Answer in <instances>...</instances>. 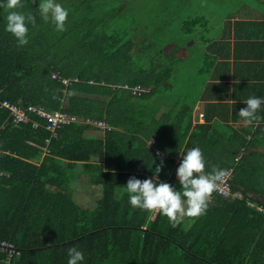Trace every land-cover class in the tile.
Segmentation results:
<instances>
[{"label":"trees","instance_id":"trees-1","mask_svg":"<svg viewBox=\"0 0 264 264\" xmlns=\"http://www.w3.org/2000/svg\"><path fill=\"white\" fill-rule=\"evenodd\" d=\"M39 2L21 0L16 9L36 18L24 46L5 30L9 10L0 7V97L76 120L53 136L44 118L28 113V122L15 125L0 108V240L18 252L10 264H67L71 247L83 253L81 264H264V213L249 204L264 207L251 195L264 196V172L246 167L252 155L202 151L207 171L232 168L231 191L241 197L214 192L206 214L194 222L186 218L173 228L163 214L129 204L125 186L133 176L182 191L174 156L180 154L181 162L197 131L184 145L181 117L190 115L182 107L169 122L173 104L158 112L152 99L165 93L168 80L183 81V59L170 56L167 41L151 32L132 37L128 28L138 23L133 17L125 30H104L110 18L129 13L124 7L130 0H56L69 9L64 32L41 18ZM191 23L186 17L173 40L188 38ZM53 72L71 78L70 84L52 78ZM135 86L144 90L133 94ZM64 99L69 107L62 106ZM86 119L111 128L90 136L88 130L99 128ZM77 164L101 190L92 208L72 198L69 171ZM0 264H6L5 253Z\"/></svg>","mask_w":264,"mask_h":264},{"label":"crops","instance_id":"crops-1","mask_svg":"<svg viewBox=\"0 0 264 264\" xmlns=\"http://www.w3.org/2000/svg\"><path fill=\"white\" fill-rule=\"evenodd\" d=\"M197 5L187 12L186 17L193 22L189 37L182 43L172 39L167 47L170 56L183 59V81L168 80L165 93L154 97L152 103L158 112L173 104L169 122L175 121L184 107L191 118L181 117L183 134L187 132L182 137L184 145L197 131L193 147L219 154L240 151L239 155H252L246 167L264 172V120L258 126H245L238 114L250 96L264 97V0H197ZM258 115L264 117V105ZM97 132L104 131L88 130L90 136H98ZM157 151L156 155H165ZM174 158L178 167L180 154ZM69 175L72 191L81 185L99 188L88 183L81 164ZM251 195L264 203L262 193Z\"/></svg>","mask_w":264,"mask_h":264},{"label":"clouds","instance_id":"clouds-1","mask_svg":"<svg viewBox=\"0 0 264 264\" xmlns=\"http://www.w3.org/2000/svg\"><path fill=\"white\" fill-rule=\"evenodd\" d=\"M9 11L6 17L5 30L12 34L19 46L28 44L29 25H36L33 14H25L16 9L22 7L21 0H6L0 4ZM39 14L45 22H51L57 32L66 31L69 9L64 8L56 0H40ZM246 107L238 112L245 126H258L264 117L258 115L264 105V97L250 96L245 102ZM163 161L156 167L158 175L163 168ZM229 175L227 169L213 166L206 170V161L198 147L182 152V160L176 169V177L182 191H178L171 184L159 182L155 178L144 180L130 177L125 186L129 195V204L136 209L154 211L167 217L173 228L179 226L186 218L193 222L206 214L213 193ZM67 264H81L83 253L76 247L68 249Z\"/></svg>","mask_w":264,"mask_h":264},{"label":"rangeland","instance_id":"rangeland-1","mask_svg":"<svg viewBox=\"0 0 264 264\" xmlns=\"http://www.w3.org/2000/svg\"><path fill=\"white\" fill-rule=\"evenodd\" d=\"M132 3L125 6L124 10L129 9V13L119 12L118 16L110 18L106 22L109 34H113L116 30H125L131 23V17L137 20L135 26L128 28L132 37L138 33L151 32L149 36L157 35L159 38L165 39L166 47L169 46V41L177 37L179 28H183V23L186 20L187 12L192 8L195 9L197 0H130ZM170 9H173V14L170 16ZM205 9V8H204ZM166 29H172L167 32ZM184 35V34H183ZM148 36V39H149ZM147 39V38H145ZM56 73V72H55ZM71 79V78H70ZM148 89V88H147ZM62 106L69 107L70 102L63 100ZM98 135L101 133L97 132ZM79 185V184H78ZM81 185L71 191L73 200L80 206L92 208L101 195L100 188H91Z\"/></svg>","mask_w":264,"mask_h":264},{"label":"built area","instance_id":"built-area-1","mask_svg":"<svg viewBox=\"0 0 264 264\" xmlns=\"http://www.w3.org/2000/svg\"><path fill=\"white\" fill-rule=\"evenodd\" d=\"M51 77L54 79L59 80L64 86H67L70 84V81L72 79L70 78H63L60 77L59 74L56 72L51 73ZM126 87V85H125ZM144 89H141L139 86H135L132 88L133 94H139L140 91H143ZM0 108L6 109L9 112V117L11 118V122L15 125L19 123H25L29 120L28 113H34L35 115L44 118L47 123L45 125L46 129L49 130L53 136L57 135V129L61 127L62 125L68 124L74 120H76L75 116H69V114L64 113L60 110H52L48 111L45 110L41 106H34L29 105L27 107H23L17 103H12L9 100L5 98L0 97ZM84 123H90L95 127H98L99 129L105 131L111 128V126L106 123L104 120H90L86 119ZM36 125V124H34ZM153 143V141H152ZM160 151H157L156 153H159ZM229 175L225 178V180L218 186L217 190L215 191L218 195H230L232 194L235 197L240 198L241 193L239 192H232L231 191V185L230 180L232 178V168H227ZM251 206H255V208L264 213V207L260 204H256L254 202H249ZM0 253H5L6 257V264H10V259L15 256L18 252L14 245L11 242H8L6 240H0Z\"/></svg>","mask_w":264,"mask_h":264}]
</instances>
